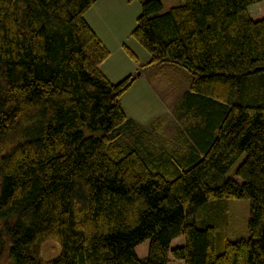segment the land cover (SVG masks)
<instances>
[{
	"label": "trees",
	"instance_id": "obj_1",
	"mask_svg": "<svg viewBox=\"0 0 264 264\" xmlns=\"http://www.w3.org/2000/svg\"><path fill=\"white\" fill-rule=\"evenodd\" d=\"M97 1L0 0V264H264V0H129L149 59L116 83L84 19ZM176 67L193 123L173 146L120 98ZM235 199L250 216L231 241L217 229Z\"/></svg>",
	"mask_w": 264,
	"mask_h": 264
},
{
	"label": "rangeland",
	"instance_id": "obj_2",
	"mask_svg": "<svg viewBox=\"0 0 264 264\" xmlns=\"http://www.w3.org/2000/svg\"><path fill=\"white\" fill-rule=\"evenodd\" d=\"M160 1L163 5V11L181 3L180 0ZM127 5L125 0H118L117 2L116 0L115 2L104 1L86 19L87 23L94 29L102 45L112 51L111 55L106 59L105 64H103L102 70L104 71L114 66L115 72L118 71L117 73H120L123 68L130 69L133 65L135 66V60L126 52L125 47L135 55L136 59L138 58V54L134 48L136 50L142 49L148 56V53L131 36V32L136 25V18L141 12L140 3L138 1L128 0ZM263 10L264 6L259 5L252 14H258ZM133 45H137L136 47L138 49ZM171 69L168 68L158 77V79L160 77L161 79L167 78L164 84L165 88H163L164 93L159 94L158 99L155 98L147 87L148 82H153L154 76L152 72L146 71L144 77L139 76L141 78L140 82L134 83L129 91L120 98V106L125 114L128 117L130 116L129 118L133 116L135 118L134 121L142 127H145L143 124H150L159 118L158 120L162 121V131L158 132L157 136L159 139L169 140L175 146L178 138H189L187 132L193 122L185 117L184 114L180 116V108L179 112H177L180 102L183 99V90L189 85V82L185 80V75L188 77V73L181 68H177L181 71ZM134 72L136 75L138 74L137 71ZM122 78L124 77L114 79L113 82L116 83ZM169 79L171 83H169ZM239 163L240 160L237 165ZM236 166L229 171L227 176L236 179L234 175ZM228 209L227 224H223V226L217 229L218 235L221 238L235 241L243 236L247 226V221L250 216L249 200H230ZM231 215L233 217H230ZM182 243L183 238L179 237L172 241L171 247L179 246ZM148 245L149 241H145L136 247L135 252L139 259L147 255ZM59 252L60 247L55 241H47L41 246V256L46 260L56 257ZM171 264H180V262L171 261Z\"/></svg>",
	"mask_w": 264,
	"mask_h": 264
},
{
	"label": "crops",
	"instance_id": "obj_3",
	"mask_svg": "<svg viewBox=\"0 0 264 264\" xmlns=\"http://www.w3.org/2000/svg\"><path fill=\"white\" fill-rule=\"evenodd\" d=\"M104 1H110V2H115V0H98L97 2H95L94 3V5L93 6H91L85 13H84V19L86 20L87 19V17L92 13V12H94V9L98 6V5H100V4H102ZM118 0H116V2H117ZM125 2H126V5H127V2H128V0H125ZM128 6V5H127ZM87 22V21H86ZM89 24V23H88ZM90 27H91V25H89ZM92 28V27H91ZM93 31H94V29H93ZM132 46V45H131ZM133 46H137V45H133ZM105 47V46H104ZM109 52H110V55H111V53H112V51H110L107 47H105ZM137 49H138V47H136ZM125 49V48H124ZM134 50L137 52V54H138V61L136 62V64H135V66L133 65L130 69L129 68H126V69H122L121 70V72L120 73H117L118 71H116L115 72V70H114V66L113 67H110V68H107L106 69V71H104V70H102V67H103V64H105V62L107 61V60H105L104 62H102L101 64H100V69H101V72L106 76V78L109 80V81H111L112 83H114L113 81H114V79H119L120 77H126L127 75H131V74H134L135 72L134 71H137V69L139 68V66L140 65H144V64H146L147 63V61H148V59H149V57L147 56V54L142 50V49H138V50H136L135 48H134ZM159 68H161V67H159ZM148 71L149 70H152V68H150V69H147ZM152 72V71H151ZM145 76V73L143 72V74L142 75H140V77H144ZM140 77H138L137 78V80H136V82H140V80H141V78ZM158 77H159V75H156V76H154V78H153V82H148V84H147V87L150 89V91L153 93V95L155 96V98L156 99H158L159 98V94H163L164 93V89L163 88H165L164 87V84H165V80H162L161 78H159L158 79ZM123 79V78H122ZM156 80V81H155ZM135 82V83H136ZM130 117V116H129ZM159 117H161V116H159ZM131 119H135L133 116H131ZM143 125H148V123H145V124H143Z\"/></svg>",
	"mask_w": 264,
	"mask_h": 264
}]
</instances>
